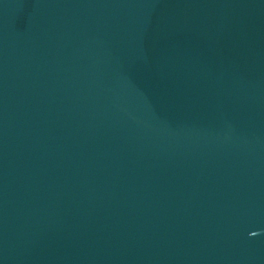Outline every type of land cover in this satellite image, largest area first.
I'll list each match as a JSON object with an SVG mask.
<instances>
[{"label": "water", "instance_id": "1", "mask_svg": "<svg viewBox=\"0 0 264 264\" xmlns=\"http://www.w3.org/2000/svg\"><path fill=\"white\" fill-rule=\"evenodd\" d=\"M0 264H264V0H0Z\"/></svg>", "mask_w": 264, "mask_h": 264}]
</instances>
